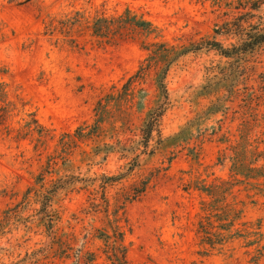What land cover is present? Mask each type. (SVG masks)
<instances>
[{
  "label": "rangeland",
  "instance_id": "1",
  "mask_svg": "<svg viewBox=\"0 0 264 264\" xmlns=\"http://www.w3.org/2000/svg\"><path fill=\"white\" fill-rule=\"evenodd\" d=\"M253 1L0 0V264H264Z\"/></svg>",
  "mask_w": 264,
  "mask_h": 264
},
{
  "label": "trees",
  "instance_id": "2",
  "mask_svg": "<svg viewBox=\"0 0 264 264\" xmlns=\"http://www.w3.org/2000/svg\"><path fill=\"white\" fill-rule=\"evenodd\" d=\"M264 4V0H254L251 8H260V6ZM264 39V35L261 36V40ZM2 84H0V89L2 88ZM159 116H157L154 121H157ZM36 123V122H35ZM231 154L228 155L226 152L221 154L220 160L221 162H225L229 160L232 163V171L234 172L236 177H243L250 180H263V183L258 184L260 188L257 190L264 193V165L259 166V162L264 160V152L259 151V147H253L250 141H245L238 143L235 146H231ZM222 190L221 186H215L211 191V194L218 195ZM207 192H210L207 190ZM140 193V191H139ZM206 210H208L209 206L205 204ZM231 209V208H230ZM229 212H227V218L233 217V221L230 225H233L236 219H238V212L236 209L232 208ZM119 229L116 228L114 240L111 241V237L106 235V249L104 251L106 258L109 264H132L127 257V249L123 246V240L119 239L118 233ZM91 261L96 259V255H92Z\"/></svg>",
  "mask_w": 264,
  "mask_h": 264
}]
</instances>
